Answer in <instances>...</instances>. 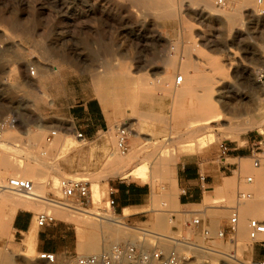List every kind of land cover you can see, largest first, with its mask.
Returning a JSON list of instances; mask_svg holds the SVG:
<instances>
[{
    "label": "rangeland",
    "instance_id": "374dc122",
    "mask_svg": "<svg viewBox=\"0 0 264 264\" xmlns=\"http://www.w3.org/2000/svg\"><path fill=\"white\" fill-rule=\"evenodd\" d=\"M168 1L174 4L173 16H161L153 10L155 7L151 4ZM211 1L214 4V0ZM230 1L221 11L227 9ZM197 3L199 0H0V124L10 120L13 114L23 113L21 108L26 104L29 105L26 111L33 112L27 94L35 96L38 92V88L32 84L44 77V74L39 76V67L54 69L55 74L62 70L65 78L83 80L80 87L83 93H89L93 87L110 122L109 142L113 149L112 156L106 159L97 173L61 175L46 186L47 178L26 174L29 170L34 172L33 165L39 163L40 154L46 153V150H15L12 156L10 148L0 144L1 175L4 178L14 176L2 167L5 158L18 169L19 176L34 184L38 194L45 198L51 194L53 200L60 198L56 190L59 180L85 179L89 183V195L94 189L101 191H98L101 194L96 205H91L88 197L81 205L83 210L95 209L96 213L111 215L115 219L121 216V212L115 209L116 204L113 208L108 206L110 198L115 202L114 195L109 196L113 184L122 179L149 188L146 206L127 208V217L121 219L124 225L118 227L81 215L78 218V214L60 208L65 207L62 205L40 204L39 209L31 210L34 223L39 214L48 212L58 227L44 230L35 224V239L14 235L10 226L4 231L0 230V262L7 256V264H47L40 261L38 256L44 253L43 250H49L55 254L53 264H73L76 257L106 251L115 242L116 245L134 242L145 250L159 248L164 253L174 250L180 258L179 264H250L254 261L249 257L252 243L248 239L247 223L254 218L264 220V182L260 181V192L255 194L256 178L244 171L246 167L254 170L251 160L247 165L240 163L239 173H233L231 195L218 192L203 210L200 207L201 212H184L168 200H155L156 194H179V190L172 186L170 175L173 170L176 173V166L184 156L198 158L201 163L215 162L219 160L221 143L228 148L243 147L248 140L255 145L264 143V126L237 135L226 133L225 128L229 124L241 122L244 116L225 118L219 123L210 124V128L190 132L191 127H185L173 119L171 97L158 92L147 95L136 88L137 84L152 81L150 79L161 72L170 76L173 85L174 77L179 74L178 67L184 60L181 52L187 47L191 57L198 62V71L220 80L226 102L234 105L241 100L251 103L260 101V88L264 86V11L255 8L253 2L250 8L238 15L239 18L228 21L218 18L216 13L204 12ZM260 7L264 10V3ZM171 55H176L173 67L165 65L166 57ZM215 61L222 66L223 74L215 73ZM30 69L33 75L29 74ZM127 71L135 85L125 77L114 76ZM213 96L217 97L215 93ZM186 103L188 106L189 100ZM260 109V112H264V101L260 103ZM162 121H168V124L164 125ZM119 127L125 128L128 133L127 152L123 155L115 145ZM6 128L0 131L2 143L8 142L5 134L12 131ZM197 141H202L201 147ZM131 152L137 158L129 162L127 171L130 173L108 176L111 159L115 155L124 158ZM169 155H172V159L164 160V156ZM44 160L47 161L46 158ZM137 170H144L145 175L134 176L133 171ZM248 176H253L251 183L245 181ZM108 180H111L109 184ZM237 190L251 194V200L238 208L239 227L242 223L244 235H239L238 227L235 236L224 234L220 238L218 233L228 223L229 208L235 205ZM70 206L77 205L71 203ZM246 207H250L253 213L245 216ZM61 212L71 217L59 215ZM158 214L172 220L171 224L163 220L167 229L154 227ZM194 218L200 220L198 225L192 224ZM141 230L152 233H138ZM40 231L44 233L37 243ZM155 234L185 240L192 246L190 248L185 243L176 246L169 242L170 239L162 241L155 238ZM259 240H264V237ZM91 245H95L96 250L86 252ZM259 248L264 254V247ZM200 250L210 253L203 254ZM235 258H240L242 263L235 261Z\"/></svg>",
    "mask_w": 264,
    "mask_h": 264
},
{
    "label": "crops",
    "instance_id": "0c3cea01",
    "mask_svg": "<svg viewBox=\"0 0 264 264\" xmlns=\"http://www.w3.org/2000/svg\"><path fill=\"white\" fill-rule=\"evenodd\" d=\"M61 71L55 74L54 69L39 67V76L44 74V77L32 84L38 88V92L35 96L27 94L32 102L33 112L26 111L29 107L26 104L21 108L23 113L13 114L10 117L15 120V125L10 128L12 130L10 144L8 142L4 144L10 148L12 156L15 150H46V153L40 154L39 163L33 165L34 172L30 170L26 172L35 177L47 178L46 186L50 185L53 178L61 175L97 173L113 152L109 142L110 122L104 115L93 87L91 86L89 93H83L80 89L83 80L65 78ZM50 131H55L56 135L47 142ZM77 134H81V137ZM36 135L39 138L33 141L31 136L35 138ZM254 146L255 144L249 143L248 140L245 146L230 147L224 158L208 163H201L198 158L189 155L184 156L176 166V173L173 170L171 175L172 186L179 190V194L172 196L168 192L167 200L178 205L182 211L191 213L201 212L200 207L203 210L218 192L222 191L230 196L233 173H239L240 163L247 165L251 160ZM263 147L264 143L259 145V149L264 154ZM253 169L246 167L244 171L252 173L256 178L254 192L259 194L260 181L264 182V166L261 164ZM227 174L229 176L224 177ZM200 176H204L203 181L200 180ZM110 181L108 180L107 183L109 184ZM113 185L110 187V193L114 195L115 209L119 212L122 213L127 208L146 206L149 197L147 186L122 179ZM48 196L49 200L48 198L46 200L51 203L50 200H53L51 194ZM9 224L14 235L22 238L25 235L27 239H35L36 225L31 210H18L12 215ZM47 227L50 230L58 227L55 219L52 224L38 228L46 230ZM43 231L38 232L37 243L41 241ZM259 247L264 246L260 243H252L249 249V257L255 262L264 261V254Z\"/></svg>",
    "mask_w": 264,
    "mask_h": 264
},
{
    "label": "bare ground",
    "instance_id": "6f19581e",
    "mask_svg": "<svg viewBox=\"0 0 264 264\" xmlns=\"http://www.w3.org/2000/svg\"><path fill=\"white\" fill-rule=\"evenodd\" d=\"M227 1L228 0H226V3H227ZM253 2L255 5V8L260 9L261 11H264L261 9V7L259 8V6H262L263 4L258 5L255 2V0H253ZM253 2L250 0H243V1H238V2L232 0V1H230V4L228 5L227 9L222 10V11H221L222 7H218L220 9H216L214 7V4H212L211 0H199V3H197V4H199L202 7L203 11L206 13H209V14L216 13V16L218 18H223L225 20L231 21V20H234V17H238V15L242 11L246 10V8H250L252 6L251 3H253ZM226 3H225V5H226ZM151 5H152V7L156 8V9L155 8L154 9L152 8V9L155 10V12H157L158 15L160 14L161 16L163 15L166 17V16H173L175 13L174 8H173L174 4L172 2H169V1L168 2H159V3H153ZM236 20H237V18H236ZM229 26H230V24H229ZM190 52H191L190 49L187 47L184 48L181 52L183 57H184V60L180 63V65L178 67V69H179L178 75H180L182 77V80L184 82L182 81V83L179 85L180 87L175 86L174 83L172 85L170 82L172 80V79L170 80V76L164 72H161V73L156 74V76L153 77L152 79H150L152 81H149L147 79L149 82L145 81V83H143V84H140V83L137 84L136 88L138 87V89H140V91H142L143 93H145L147 95L154 93V92L155 93L158 92V93H161L163 95H167V96L171 97L172 101H173V103H172L173 105H171V104L170 105L173 106L172 107L173 108V119L176 121V123H181L185 127H191V130H189L190 132H194V131L196 132V130H203V129L210 128V124L217 123V122L219 123L220 120H223L225 118L229 119V118H236V117H242V116H244V119L241 122L236 123V124H229L228 127L225 128L226 133H228L230 135H237L239 133H242V132L254 129V128L262 129L263 128L262 126H264V112H260V110H261L260 109V103L264 101V86L260 88L261 94H259L260 95V97H259L260 101L259 102L251 103L248 101L241 100L237 104L231 105V104H229V102L225 101L224 94H223L224 88H223L220 80H215L214 78L208 76L206 73L199 72L197 67H196L198 62H196L191 57L192 54H190ZM175 62H176V55L175 56H173V55L167 56L165 59V65L169 66V67H173ZM213 69H214L216 74H220V75L223 74L222 66L219 65L218 61L214 62ZM38 73L40 74V72H38ZM114 76H118L121 78L125 77L127 80H129L130 84H132V85L136 84V83L135 84L132 83V78L130 77L131 75L129 74L128 71L127 72H121V73L114 75ZM212 76H214V75H212ZM214 93L217 96L215 98L213 96ZM127 95H129V94H127ZM128 98H130V97H128ZM255 99H258V98H255ZM187 100H189L188 106L185 105V104H187L186 103ZM133 107H135V106H133ZM172 108H171V111H172ZM168 113L171 114V112H169V111H168ZM140 115H142V114H140ZM144 116H146V115H144ZM164 118L167 119L166 117H164ZM140 120H143V119H140ZM164 121H166V120H164ZM164 121H162V123L164 125L165 124L167 125L168 124L167 122L169 120L167 122H164ZM8 128H11V127H8ZM8 128H6V129H8ZM223 132H224V130H223ZM226 133H224V134H226ZM5 137H6V141L8 140V142H9L12 138V135L10 132H8L5 134ZM31 137L33 138V141H35L34 139L37 140L39 138V136H37V135L35 138L33 136H31ZM182 137H179V138H182ZM10 142H9V144H10ZM112 143H113V141H112ZM196 143L200 147L203 144L202 141H197ZM0 144L4 145L5 143L0 142ZM115 145H116V149H117V140H116ZM135 158H137V156H134L133 152L128 153V155L124 158L115 155L110 161V164H109L110 169L108 170V176H111V177H115V176H119V175L123 176L125 174L130 173L127 171V167L130 165L129 162L131 161V163H132V160H134ZM169 159H172V155L171 156L169 155L168 157L164 156V160H169ZM2 167L4 168V170L9 175H14L16 177L22 178V176H19L17 173L18 169H15L14 166L10 163V161H8L5 158L2 161ZM13 170H15V172H12ZM133 173H134V176H138V177L145 175L144 170L133 171ZM252 179H253V177H252ZM33 186H34V184H33ZM37 188L39 189L40 186H38ZM97 188H99V187H97ZM98 191H97V189H94L92 192V195H89L91 205H94L97 202L98 196L101 194V193L98 194ZM89 192H90V190H89ZM99 192H101V191H99ZM34 193L38 197L30 198V197H25V196H22L19 194L11 193V192H6V193L4 192L0 195V205H1V209H0V230L4 231V230H6V228L11 226V225H9V223H10V220L12 218V215L15 212H17L18 210H22V211L36 210V209L40 208V204H47V203L52 204V203L47 202L45 197H43L42 195H40L36 192L35 186H34ZM157 198H159L160 200H167V198H169V194H167V193L166 194L164 193L161 195L156 194L155 200ZM159 199H157L156 202ZM250 200H248V201H250ZM48 206H52V205H48ZM60 208L66 210L68 212H73L75 214H78V218H79V215H81V216L90 218L92 220L98 221V222L100 221L102 223L110 222L112 224L117 225V227L121 226V225L123 226L124 223H122L121 219L127 217V214H126L127 209H124L121 213V216L119 218L115 219L111 215H101V213H96L95 209H94L95 212L91 211V208H90V210H83V208L81 206H78V205L77 206H69V207H60ZM44 213H46V212H44ZM250 213H253L252 209H250V207L244 208V215L245 216L250 215ZM47 214H48V212H47ZM59 215L65 216V218L71 217L68 214L63 213V212L59 213ZM63 219H64V217H63ZM164 219H166L167 224L172 223V220L170 218H168V217L164 218L160 214H158L156 216V219H155L154 227L155 228H161L163 230L167 229V227L165 225H163V223H162ZM160 223H162V224H160ZM35 224H36V222H35ZM238 227H239V218H238ZM238 227H237V230H238ZM244 232H245L244 226L242 225V223H240L239 235L242 237L244 235ZM138 233L147 235V234L152 233V232H149L147 230H141ZM155 235L157 237H155L153 235L152 236L159 239V240H162V241H168V240H166V238L170 239L169 242L174 243L176 246H180L183 243H185L186 245L188 244L190 248L192 246L191 243L185 242V240L181 241L178 239L168 237L164 234H155ZM78 237H80V236H78ZM115 244H116V242H115ZM131 244L135 245L134 242H131ZM249 245H251V244H249ZM238 246H239V244H238ZM156 249H159V248H156ZM95 250H96L95 245H91L90 247H88V249H86V252H94ZM200 251L203 254H206V253L209 254L210 253V252H207L204 250H200ZM210 251L216 252L215 250H210ZM8 258L9 257L4 256L3 260L0 262V264L9 263ZM234 260L239 262V263H242L240 261V258H235ZM10 264H11V262H10Z\"/></svg>",
    "mask_w": 264,
    "mask_h": 264
},
{
    "label": "built area",
    "instance_id": "2783aa9c",
    "mask_svg": "<svg viewBox=\"0 0 264 264\" xmlns=\"http://www.w3.org/2000/svg\"><path fill=\"white\" fill-rule=\"evenodd\" d=\"M258 5L264 3V0H255ZM226 0H214V5L216 7H223ZM29 74L33 75L32 69L29 70ZM182 77L180 75L175 76L173 83L175 86H179L182 83ZM15 125V120L10 119L6 122L0 124V131L5 127H13ZM56 135L55 131H50L49 136L46 141L49 142L51 138ZM81 137V134H77ZM127 130L125 128L119 127L117 129V150L120 154H125L127 152ZM229 152L226 145H219V158H224ZM251 162L253 168H258L262 162H264V154L259 149V145H255L254 149L251 151ZM200 180H204V176H200ZM247 183L252 181V176L246 177ZM57 192L60 194V198L57 200H50L53 204L62 205L69 207L71 203L78 206L84 204V202L89 197V183L85 179H70L63 178L58 181ZM4 192H11L19 194L25 197H38L34 193V186L30 180L20 178V177H6L4 178L0 173V195ZM111 193H109V196ZM251 198V194L248 192H237L235 197V205L230 207V217L225 228L218 233V237H223L227 234L231 237L235 236L238 227V208L245 201ZM115 205L113 199H109L108 206L113 208ZM264 206V200H263ZM36 225L38 227H43L50 225L54 222V218L47 213L39 214L36 217ZM200 220L198 218L192 219L193 225H198ZM248 229V239L252 243H260L264 246V240H259L260 237H264V220L249 219L247 223ZM40 261L47 264H53L55 262V254L50 252L40 253L38 256ZM180 258L176 251L170 250L164 253L160 249L145 250L141 245L123 244V245H112L106 251H102L98 254L89 256L76 257L73 264H179ZM250 264H264L262 262H250Z\"/></svg>",
    "mask_w": 264,
    "mask_h": 264
}]
</instances>
